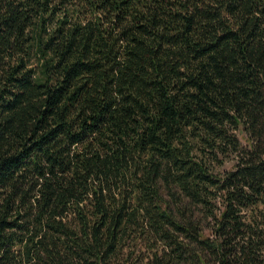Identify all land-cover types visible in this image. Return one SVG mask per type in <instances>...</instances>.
<instances>
[{
  "label": "trees",
  "instance_id": "trees-1",
  "mask_svg": "<svg viewBox=\"0 0 264 264\" xmlns=\"http://www.w3.org/2000/svg\"><path fill=\"white\" fill-rule=\"evenodd\" d=\"M0 264H264V0H0Z\"/></svg>",
  "mask_w": 264,
  "mask_h": 264
},
{
  "label": "rangeland",
  "instance_id": "rangeland-1",
  "mask_svg": "<svg viewBox=\"0 0 264 264\" xmlns=\"http://www.w3.org/2000/svg\"><path fill=\"white\" fill-rule=\"evenodd\" d=\"M240 138L242 140L243 145H246V141H245L243 135H240ZM236 164H237V160L235 159V157L232 156V157H230L229 160H227L225 162V164L222 167L217 169L216 173L223 175L227 172H230L235 168Z\"/></svg>",
  "mask_w": 264,
  "mask_h": 264
}]
</instances>
